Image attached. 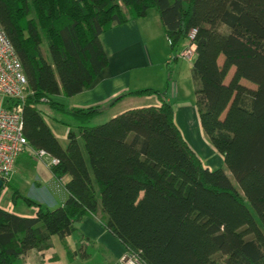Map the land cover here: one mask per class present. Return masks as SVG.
I'll return each instance as SVG.
<instances>
[{
	"label": "trees",
	"instance_id": "trees-1",
	"mask_svg": "<svg viewBox=\"0 0 264 264\" xmlns=\"http://www.w3.org/2000/svg\"><path fill=\"white\" fill-rule=\"evenodd\" d=\"M151 9L175 55L197 31L199 122L241 192L223 169L204 165L165 92L144 88L118 97L114 104L128 96H156L160 104L101 125L91 124L100 106L68 108L52 99L88 90L109 66L100 36ZM0 24L29 84L22 104L29 146L59 161L49 166L55 180L70 177L58 208L24 198L35 215L22 217L0 207V264H24L29 251L50 249L52 236L70 261L89 259L84 246L93 242L78 229L85 217L96 218L142 264H264V0H0ZM41 104L72 117L74 127L60 122L69 128L66 148ZM72 236L80 240L76 250Z\"/></svg>",
	"mask_w": 264,
	"mask_h": 264
},
{
	"label": "crops",
	"instance_id": "crops-1",
	"mask_svg": "<svg viewBox=\"0 0 264 264\" xmlns=\"http://www.w3.org/2000/svg\"><path fill=\"white\" fill-rule=\"evenodd\" d=\"M148 15L149 14H147L145 18L133 20L121 26H115L100 36V41L109 59V66L103 70L88 90L71 98L55 96L52 99L68 108H88L94 106H100L102 108L104 104H114V101L118 97L128 92L140 90L137 86L143 78V74H141L142 70L148 69L153 65V51H156L157 43L161 41L164 43L165 38L168 41L158 13L151 21L147 20L149 17ZM148 88L155 89L152 86ZM155 90L163 91L160 89ZM168 91L169 85H167L164 99L173 106L176 122L185 138H187L186 140L188 143L192 142L191 144L196 146L193 148H196L195 150L197 153L199 152L198 155L207 168L211 170L223 169V157L216 150V152H214V148L213 150L210 149L212 146L207 144L208 140H206V137H203L204 142L202 141L203 132L202 128L199 131L198 125L200 122L196 106L192 103L177 101L178 92L176 87L172 97L168 95ZM156 99L155 105L152 106H158L160 104L157 97ZM149 101H154L153 96H128L115 103V106H112L116 107L124 104L121 110V113H123L131 109L148 107V105L145 104ZM60 124L61 123L58 121V136L54 134L61 143L62 141H67L69 129L68 131H62L59 129L61 126ZM71 125L74 127V123H71ZM61 145L63 146L62 143ZM219 155L222 158H219ZM46 167L49 173L47 176L49 185L56 194L59 192L60 206H62L68 198L64 185L69 182L70 177L66 176L61 181H57L49 169V164H46ZM78 229L107 253L108 259L106 264H120V259L128 253L126 248L106 231L96 218L85 217L79 223ZM54 237L57 236H52L50 238V249L44 251H29L24 257V264H72L75 261L82 260L77 259L73 262L70 261L59 237H57L58 240H56V243H58L57 252L54 245L51 243ZM72 238L73 236L67 239L70 245Z\"/></svg>",
	"mask_w": 264,
	"mask_h": 264
},
{
	"label": "rangeland",
	"instance_id": "rangeland-1",
	"mask_svg": "<svg viewBox=\"0 0 264 264\" xmlns=\"http://www.w3.org/2000/svg\"><path fill=\"white\" fill-rule=\"evenodd\" d=\"M148 14L149 17L147 20L151 21L154 18V16L157 14V12L154 9H151L148 11ZM43 51L45 52V54L47 53V46L45 44L43 45ZM153 53H154L153 54L154 63L150 68L142 70L141 74H143V78L137 87L143 89L152 86L155 89H160L163 90L162 92H166L167 85H169L168 95L170 97H172V94L175 92V87H176L178 92L177 101L192 103L193 105H195L196 103L195 91L197 86L194 78L193 63H190L186 58L183 57H178L177 59H174V57L178 53H176V55L175 53H172L169 46V41H167L166 38L164 43L162 41L160 43H157L156 51H153ZM223 60H224L223 57H221L219 60L220 65L222 64ZM233 72L234 70L230 71L226 79L227 82L230 80L231 76L233 75ZM242 82L243 84L249 86L250 88H255V85H253L248 81L243 80ZM153 98L154 101L152 102L149 101L145 105L148 106L155 105L154 103L155 100L157 99L154 96ZM114 106H112L111 104H104L102 106L103 113L97 116L91 122V124L101 125L108 122L116 115L121 113L124 104L118 105L116 107ZM39 109L43 112V115L47 123L50 125V127L57 136H58V121L66 122L69 124L73 122L71 116L52 110L47 104H41L39 106ZM60 125L61 126L59 129H61L62 131H66V130L68 131L69 128L67 126L63 124ZM198 126L200 131L201 130L200 123ZM203 137H206L204 132L202 133V141L204 140ZM79 141L84 157L87 161L88 167L91 172L89 158L85 150L84 143L81 139ZM61 143L63 144L64 148H66L68 145V141L66 142L62 141ZM191 143L192 142H190L189 144L192 147H196L194 144L192 145ZM207 144H210L209 141ZM210 149L213 150V146L210 147ZM214 152H216L215 149ZM219 158L222 157H220L219 155ZM46 164H50L49 159L46 158L39 159L37 158V156H35V154H33L30 151V149H27V151L19 158V162L16 167L15 174L13 175L10 181L12 187L11 188L6 187L1 190L0 207L24 217H33L35 215V209L33 207L28 206L24 198H30L36 202L43 204L49 209H55L60 207V194L59 192L58 194H56L49 185L48 182L49 180L47 177L49 173ZM223 165H224L223 170L229 176V178L231 179L234 186L238 189V191L241 192L231 172L225 166L224 163ZM17 190L20 192L21 197L18 196L15 205L13 202V195L14 192ZM56 240H58V238L54 237L51 243L54 245L55 249L58 252V243H56L57 242ZM92 242L93 243H90V245L84 246V249L89 253H91V257L85 261L82 260L75 261L72 264H106L108 259L107 253L104 252L103 249L99 245H97L94 241ZM70 243L72 246L70 244L69 245L76 250L79 247L80 240L78 237H73ZM85 243L87 242L85 241L83 244Z\"/></svg>",
	"mask_w": 264,
	"mask_h": 264
},
{
	"label": "built area",
	"instance_id": "built-area-1",
	"mask_svg": "<svg viewBox=\"0 0 264 264\" xmlns=\"http://www.w3.org/2000/svg\"><path fill=\"white\" fill-rule=\"evenodd\" d=\"M193 30L177 54L194 63L197 57ZM170 43V41H169ZM28 80L22 63L0 24V179L10 182L15 174L19 158L27 149L39 159H49L50 165L58 160L45 151H37L29 146L24 135L22 104L28 96ZM48 103V99H43ZM121 264H142L136 254L127 253L120 259Z\"/></svg>",
	"mask_w": 264,
	"mask_h": 264
},
{
	"label": "water",
	"instance_id": "water-1",
	"mask_svg": "<svg viewBox=\"0 0 264 264\" xmlns=\"http://www.w3.org/2000/svg\"><path fill=\"white\" fill-rule=\"evenodd\" d=\"M4 187V182L0 179V191L3 189Z\"/></svg>",
	"mask_w": 264,
	"mask_h": 264
}]
</instances>
